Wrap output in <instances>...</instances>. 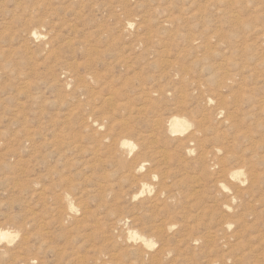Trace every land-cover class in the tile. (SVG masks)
<instances>
[{
  "label": "rangeland",
  "instance_id": "1",
  "mask_svg": "<svg viewBox=\"0 0 264 264\" xmlns=\"http://www.w3.org/2000/svg\"><path fill=\"white\" fill-rule=\"evenodd\" d=\"M0 264H264V0H0Z\"/></svg>",
  "mask_w": 264,
  "mask_h": 264
},
{
  "label": "bare ground",
  "instance_id": "2",
  "mask_svg": "<svg viewBox=\"0 0 264 264\" xmlns=\"http://www.w3.org/2000/svg\"><path fill=\"white\" fill-rule=\"evenodd\" d=\"M173 126H172V130L174 131H176V130H178L181 126H182V122L179 120H176L173 124H172ZM140 167V166H139ZM63 210V209H62Z\"/></svg>",
  "mask_w": 264,
  "mask_h": 264
}]
</instances>
